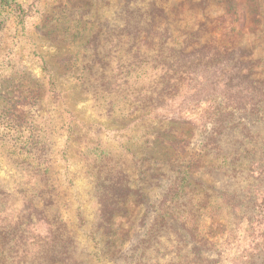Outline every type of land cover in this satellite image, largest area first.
Instances as JSON below:
<instances>
[{
  "label": "rangeland",
  "instance_id": "rangeland-1",
  "mask_svg": "<svg viewBox=\"0 0 264 264\" xmlns=\"http://www.w3.org/2000/svg\"><path fill=\"white\" fill-rule=\"evenodd\" d=\"M16 1L28 16L22 25L9 19L0 31V107L21 91L39 97L51 180L32 186L26 168L42 166L0 139V208L10 211L0 220H15L22 197L35 195L67 228L72 247L64 253L76 264H243L255 256L258 240L251 241L264 237V194L257 197L264 189V0ZM126 3L138 6L122 13ZM46 15L70 17L74 30L86 21L101 31L100 43L81 49L93 65L88 86L60 63L80 42L35 31ZM105 79L113 107L105 103ZM212 138L218 150L207 144ZM100 152L107 157L102 179L114 167L113 177L123 174L130 187L149 191L151 207L139 202L110 219L100 212L106 192L90 160ZM176 165L198 166L181 206L187 213L152 245L155 205ZM223 193L236 195L240 215L221 203ZM255 211L262 218L252 236ZM127 213L136 221L124 230L108 222ZM186 229L196 239L182 245L178 232ZM201 246L206 259L198 256Z\"/></svg>",
  "mask_w": 264,
  "mask_h": 264
},
{
  "label": "trees",
  "instance_id": "trees-1",
  "mask_svg": "<svg viewBox=\"0 0 264 264\" xmlns=\"http://www.w3.org/2000/svg\"><path fill=\"white\" fill-rule=\"evenodd\" d=\"M137 6L138 4L133 5L126 3L122 7V13L134 11L133 9ZM27 16L28 12H25L22 4L18 3L16 0H0V31L9 19H15L22 25L24 20L27 19ZM70 22H73V20L66 15L63 17L46 15L38 20L37 26L34 29L37 32H45L46 36L48 35L53 38L58 37L57 40L60 43H65L66 41L80 42V45L74 48V52L71 49L68 50L67 55L61 59L60 63L66 70L72 73L74 79L88 86L93 82L91 81L92 79H90L93 75V65L84 63L85 52L87 50L83 52L81 49L85 48L87 45L96 46L100 43L99 36L101 35V31L98 27H94L90 22L87 23L86 21L84 23L78 21L77 24L82 26L78 30H74L69 27ZM1 36L2 34L0 32V42L3 37ZM98 54H95L94 57H98ZM109 81L110 79H105L106 83L103 85L107 87L104 92L110 95L105 103L113 107L114 105L112 102L115 98L112 97V94L114 93V89L107 86ZM120 99L124 101L126 100V96L121 94L118 99L121 102ZM3 101H5V103L0 107V139L5 142H11L14 150L18 152L24 151L33 157L34 162H38L39 166H42H27V170L31 168L28 178L32 186L39 183L48 184L51 180V166H49V160L47 159V150L51 141L48 139V129H43L42 131V129L37 126L41 117V115L38 114V106L40 104L39 97L33 93L21 91L10 97H5ZM218 129L222 130L220 126ZM224 129L225 127H223V130ZM215 142L216 139L212 138V141H209L207 144H209V146L211 145V149L218 150L219 147L217 145L215 146ZM167 143L172 145V141L170 142L167 140ZM164 156L167 155L164 154ZM91 158V162L97 163V175H99V181H101V188H99L101 189L100 192H106V194H102V199L100 196V212H108L105 214H107L109 219L122 207H127L129 209L132 207L136 208L139 202L143 204L147 203L150 207L154 204L152 200H150L149 191H146L142 187H140L141 189L130 187L126 181L125 175L117 173L116 176L113 177L114 167H110L105 172L109 176L108 179L106 177L102 179L103 168L106 166L107 160L103 152L93 154ZM176 166L177 169L175 168L174 172L175 176L170 179L167 191L164 193L159 203L155 205L156 210L159 211L158 218L149 230V238L147 240V242L152 245H160L162 234L174 232L172 231L173 226H171V222L177 221L178 216H184L187 213V211L182 213L183 210L181 206L187 196L192 192V183L197 175L196 170H198V166H187L182 170L178 167L180 165ZM167 167L171 170L172 165H168ZM249 173L252 176L257 175L253 170L249 171ZM160 176L162 175L159 174L156 178ZM112 178L113 180H111ZM262 194H264V189L258 193L257 197L259 198V195ZM34 197L35 195L22 197L23 207L15 220L9 221L7 216L0 220V264H76L75 261L71 259L69 253H64L65 249H70L72 247V241L69 239L67 228L63 223L55 220L57 219L56 216L52 219V216L47 213V210H45V204L48 205L47 203L41 208L38 207L34 201ZM258 201L259 200L256 199L252 209H256L255 206ZM205 202H208V200ZM221 203L232 213L234 212L237 215L242 213L240 202L234 194L223 193L221 196ZM0 204H2L1 201ZM202 204L203 206L207 205L206 203ZM203 206H199V208L195 210L194 215L199 212L201 208H204ZM188 211L190 212L191 210ZM8 212L10 211H7L5 208H0V215H4ZM261 212L255 211L250 219L247 233H250L252 236L254 235L252 231L258 228V223H260V218H262ZM132 216V214L128 213L125 215H117L112 221L108 222H114L119 229L124 230V223L128 225L136 221V218L131 220ZM188 231L189 229H186L184 232H178L182 245H185L188 240L196 239L195 231ZM260 237L251 241L256 242V240H258L254 245L256 247L255 256L249 257L247 262L243 264H259L258 261L260 259V264H264V237ZM56 249L61 253L59 254ZM197 251H199V257L206 259V257H204L205 251L202 246L199 247ZM257 255L259 256L257 257ZM195 256L198 258L197 255ZM198 261H200V259Z\"/></svg>",
  "mask_w": 264,
  "mask_h": 264
}]
</instances>
